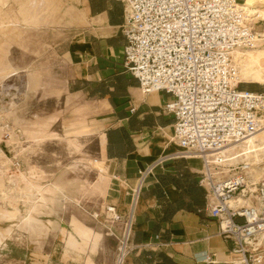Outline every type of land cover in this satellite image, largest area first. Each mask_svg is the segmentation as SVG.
Wrapping results in <instances>:
<instances>
[{
    "label": "crops",
    "instance_id": "crops-1",
    "mask_svg": "<svg viewBox=\"0 0 264 264\" xmlns=\"http://www.w3.org/2000/svg\"><path fill=\"white\" fill-rule=\"evenodd\" d=\"M69 1L62 0V26L54 27L47 20L32 38L29 86H44L35 91L37 98L47 94L44 101L62 99L66 109L76 114L66 131L69 145L76 150H80L79 135L87 132L86 117H95L104 125L99 137L100 156L82 160L97 172L98 180L91 184L94 193L110 200L123 219L132 214V251L125 264H233L236 259L232 263L225 259L234 252L235 244L219 236V221L208 209L203 161L174 156L180 151L173 142L174 120L163 111L171 98L161 92L143 94L139 81L124 68L127 41L122 32L123 2L74 0L72 5ZM3 6L7 7L0 9V51L3 41L14 40L24 23L18 17L19 11L16 13L15 3L6 2ZM9 28L12 30L7 31ZM8 50L6 46L2 49L5 54L0 52V82L19 73L8 58ZM79 102L88 108H79ZM15 104L0 101V122L2 115L17 114ZM50 125L39 124L24 133L37 142L58 137L49 132ZM0 126L10 129L6 124ZM11 164L0 165V178ZM18 179L22 182L15 187L13 200H37L23 222L47 234L59 226L62 242L56 248L61 249L62 264L116 263L123 221L111 222L107 232L101 230L97 234L73 220L77 231L71 233L67 225L38 218L49 214L46 208L58 196L67 198L64 185L42 184L44 176L34 169L29 175L22 172ZM137 188L140 193L134 203ZM1 200L8 199L2 198L0 190ZM0 211L6 213L0 214V223L14 222L20 215L15 206L8 209L0 205ZM111 218L112 214L107 213V219ZM51 243L42 253L47 254L46 264H58L52 256L55 244Z\"/></svg>",
    "mask_w": 264,
    "mask_h": 264
},
{
    "label": "built area",
    "instance_id": "built-area-1",
    "mask_svg": "<svg viewBox=\"0 0 264 264\" xmlns=\"http://www.w3.org/2000/svg\"><path fill=\"white\" fill-rule=\"evenodd\" d=\"M126 38L124 68L147 95L171 98L163 111L174 120L177 158L203 161L208 209L219 221V236L235 244L244 264H264V246L248 244L264 235V181L251 183L245 172L216 180L213 154L255 135L264 116V93L243 89L232 53L254 46V34L239 0H121ZM140 188L134 192V203ZM242 198L248 207L231 208ZM114 207L110 221L121 226L115 264L131 254L132 214ZM241 221V222H238ZM228 223L223 228V223Z\"/></svg>",
    "mask_w": 264,
    "mask_h": 264
},
{
    "label": "rangeland",
    "instance_id": "rangeland-1",
    "mask_svg": "<svg viewBox=\"0 0 264 264\" xmlns=\"http://www.w3.org/2000/svg\"><path fill=\"white\" fill-rule=\"evenodd\" d=\"M6 2L15 3L16 13L19 11L18 17L24 23L22 22L23 25L20 26L19 33L14 40L3 41L1 44L2 49L9 46L8 58L11 64L18 68L19 73L15 76H7L0 82V101H4L5 105L17 102L16 110L14 108L17 114L9 117L2 115L3 120L0 122L3 125H9L10 128L3 130L0 126V165L13 163L8 172H3V179L0 178L2 198L5 196L8 199L1 200L0 205L8 209H13L14 206L18 207L20 215L14 222L0 223V264H46L47 254L46 252L43 254L42 251L52 241L51 244H55L52 256L60 264L61 249L58 251L56 248L62 242L59 226L49 235L45 230L38 229L33 224L26 225L23 222L22 218L27 215V210L37 200L26 202L20 197L13 200L15 187H20L22 182L18 176L22 172L29 175L31 169H34L38 174L44 176L42 184L58 182L64 185L67 198L58 196L59 199L46 208L49 214H42L38 216L39 219L54 220L58 225H67L66 229H69L71 233L76 230L72 225L73 220L80 221L92 230H96L97 234L101 230L107 232L106 228L111 225V221L107 219V208L113 205L103 195L94 193L92 185L98 180L97 172L90 167L89 163L82 160L100 156L99 137L104 132V125L95 117H86L87 132L79 135L80 150H76L69 145L66 136L71 122L77 118L76 114L72 110L66 109L62 99L55 98L44 101L47 94L43 95L42 99L37 98L35 91L44 86L36 89L29 86V72L32 70V38L37 32V28L46 25L47 20L54 27L62 26L64 18L62 0H0V9L3 10L7 7L3 6ZM69 2L73 5L74 0ZM239 2L243 9L250 8L245 6L246 0H239ZM27 10L31 13L28 14ZM251 10L256 13H246V18L256 43L253 47L242 50L249 52V56L258 52L255 56L258 62L253 65L250 73L248 72V75L252 76L251 79L243 80L245 74L243 65L240 66L236 62L234 64L236 63L235 67L239 73V82L247 87L243 89H253L256 92L264 93V0H258ZM28 17L32 19L27 20ZM11 30L7 29V31ZM2 49L0 52L5 54ZM43 85L48 86L47 83H43ZM78 107L88 108L82 104ZM45 123H51L48 130L57 134L58 137L46 138L37 142L28 138V135L24 133L27 129ZM11 128L12 131H9ZM14 133L17 137L15 140ZM213 167L228 177L245 172L251 183L258 184L264 181V154L259 157V161L255 156H251L249 159L238 158L233 162L227 160L226 164ZM5 180L6 189L3 184ZM243 205L241 202V206ZM0 214L6 213L0 211ZM95 214H98L99 217L96 218ZM8 230L9 234H7ZM237 258V254L233 252L225 261L232 263Z\"/></svg>",
    "mask_w": 264,
    "mask_h": 264
},
{
    "label": "bare ground",
    "instance_id": "bare-ground-1",
    "mask_svg": "<svg viewBox=\"0 0 264 264\" xmlns=\"http://www.w3.org/2000/svg\"><path fill=\"white\" fill-rule=\"evenodd\" d=\"M257 1L258 0H246L245 6L250 7V8L243 9L245 12V15L246 13H249V14L256 13L254 10H251V7H253ZM245 49L246 48L235 50L232 53V59H233V63L236 62L240 66L241 64L243 65L244 70H245L243 80L248 81L252 77L251 75L250 76L248 75V72L251 70L253 65L258 62V60L255 59V56L258 54V52H254L252 56H249L250 54L249 52L242 51ZM237 78H238V75H237ZM238 82H239V79H238ZM1 109L2 107H0V112H1ZM173 142H174V139H173ZM179 150L181 149L179 148ZM262 154H264V116L260 119V128L255 135H253L252 137L246 139L245 141L241 143L228 146L225 149H222L221 151L217 152L216 154H213L212 155L213 158H211V161L214 163H217L218 166H221V164L222 165L226 164L227 160L233 162V161H236L238 158L249 159V157L251 156H255L257 158V161H259V157ZM211 171L218 181H221L228 177L220 170L217 171L215 167H212ZM241 202H243L244 204L243 206H241ZM236 203H239V204H236ZM250 205L251 204L249 201H246L242 198H236L229 203V206L234 209H238L240 207H248ZM227 224L228 223L224 222L223 228H226ZM248 244L252 245L253 247H257L260 245L264 246V235H261L256 240H250ZM237 257L238 258L233 262V264H244L243 257L242 256H237Z\"/></svg>",
    "mask_w": 264,
    "mask_h": 264
},
{
    "label": "trees",
    "instance_id": "trees-1",
    "mask_svg": "<svg viewBox=\"0 0 264 264\" xmlns=\"http://www.w3.org/2000/svg\"><path fill=\"white\" fill-rule=\"evenodd\" d=\"M243 88H247V87H244V86H243ZM251 91H254V90L252 89ZM254 92H256V91H254Z\"/></svg>",
    "mask_w": 264,
    "mask_h": 264
}]
</instances>
